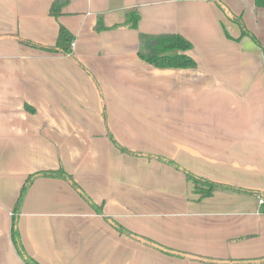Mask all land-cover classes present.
Returning <instances> with one entry per match:
<instances>
[{
    "label": "crops",
    "instance_id": "1",
    "mask_svg": "<svg viewBox=\"0 0 264 264\" xmlns=\"http://www.w3.org/2000/svg\"><path fill=\"white\" fill-rule=\"evenodd\" d=\"M55 1L0 0V264H26L15 216L41 264H264V7ZM61 26L70 54L45 48ZM161 34L189 40L197 67L143 60L142 35ZM61 168L74 182L39 176L18 203ZM188 173L230 188L201 197Z\"/></svg>",
    "mask_w": 264,
    "mask_h": 264
},
{
    "label": "trees",
    "instance_id": "2",
    "mask_svg": "<svg viewBox=\"0 0 264 264\" xmlns=\"http://www.w3.org/2000/svg\"><path fill=\"white\" fill-rule=\"evenodd\" d=\"M65 2L66 0L55 1L52 6V12L55 15L59 14V12L61 11V6ZM256 4L258 7H264V0H256ZM220 5L226 13H229L227 7H225L221 3ZM230 17L234 22L240 25L242 35L251 34L250 31L247 29L241 16L231 14ZM139 18L140 17L138 13H131L128 24L132 27H136ZM97 27L99 29L104 28L101 19L98 21ZM254 38L255 40H257L256 37ZM73 39L74 36L70 33V31L66 27L61 26L56 46H46L45 48L49 51L60 50L62 52H65L66 54H70L72 52L71 45ZM33 44L39 45L38 43ZM191 48V42L180 34L142 35L141 44L139 48V56L143 60H146L157 68L163 70L194 69L197 67V62L190 55L187 54V51ZM39 176L63 177L70 180L71 182H74L72 176L62 168L59 170L40 171L35 174H32L28 178L25 186L23 187L22 193L18 201L19 204L22 202L24 195L27 189L29 188L31 182ZM188 178L194 182L195 191L199 193L201 197L211 196L217 189L230 188L229 185L210 181L208 179L198 177L192 173H188ZM91 203L99 213H103V209L101 206L96 205L92 201ZM120 229L123 231L122 226H120ZM12 238L17 250L24 257L26 264H41L35 258L30 256L25 250L18 229L17 216H15L13 220Z\"/></svg>",
    "mask_w": 264,
    "mask_h": 264
},
{
    "label": "water",
    "instance_id": "3",
    "mask_svg": "<svg viewBox=\"0 0 264 264\" xmlns=\"http://www.w3.org/2000/svg\"><path fill=\"white\" fill-rule=\"evenodd\" d=\"M136 238L140 239L141 241L147 243V244H150L152 245L153 247L155 248H158L164 252H167V253H170V254H174V255H181L183 257H188V258H191V259H200V260H206V258H203V257H199V256H196V255H193V254H189V253H184V252H180V251H177V250H173V249H170L168 247H165L163 245H160L156 242H153V241H150L146 238H143V237H139L137 235H134ZM215 262H218V263H229L230 261H221V260H214Z\"/></svg>",
    "mask_w": 264,
    "mask_h": 264
},
{
    "label": "built area",
    "instance_id": "4",
    "mask_svg": "<svg viewBox=\"0 0 264 264\" xmlns=\"http://www.w3.org/2000/svg\"><path fill=\"white\" fill-rule=\"evenodd\" d=\"M258 203L264 207V196H260L258 199Z\"/></svg>",
    "mask_w": 264,
    "mask_h": 264
}]
</instances>
